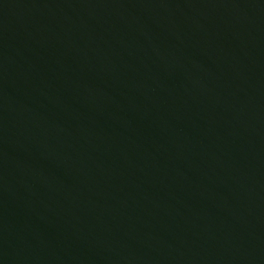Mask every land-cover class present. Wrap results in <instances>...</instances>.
<instances>
[{
	"label": "water",
	"instance_id": "water-1",
	"mask_svg": "<svg viewBox=\"0 0 264 264\" xmlns=\"http://www.w3.org/2000/svg\"><path fill=\"white\" fill-rule=\"evenodd\" d=\"M0 264H264V0H0Z\"/></svg>",
	"mask_w": 264,
	"mask_h": 264
}]
</instances>
